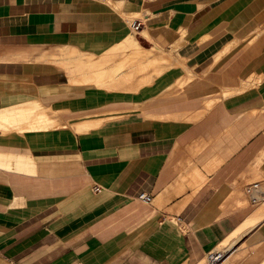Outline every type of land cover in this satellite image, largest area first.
Segmentation results:
<instances>
[{
	"label": "crops",
	"instance_id": "1",
	"mask_svg": "<svg viewBox=\"0 0 264 264\" xmlns=\"http://www.w3.org/2000/svg\"><path fill=\"white\" fill-rule=\"evenodd\" d=\"M223 243L264 264V0H0V264Z\"/></svg>",
	"mask_w": 264,
	"mask_h": 264
},
{
	"label": "built area",
	"instance_id": "2",
	"mask_svg": "<svg viewBox=\"0 0 264 264\" xmlns=\"http://www.w3.org/2000/svg\"><path fill=\"white\" fill-rule=\"evenodd\" d=\"M141 22L140 21H134L131 24V28L133 30H138L141 27ZM258 183H252L251 185H249L246 188V193L252 195V203H256L257 202V198L254 196L255 191L258 189ZM94 190L97 191L99 190L98 186L94 187ZM140 198L142 199V201H144L145 203H149L151 201V196L150 195H141ZM225 257V252L223 251H216V252H212L209 253L206 257V264H219Z\"/></svg>",
	"mask_w": 264,
	"mask_h": 264
},
{
	"label": "rangeland",
	"instance_id": "3",
	"mask_svg": "<svg viewBox=\"0 0 264 264\" xmlns=\"http://www.w3.org/2000/svg\"><path fill=\"white\" fill-rule=\"evenodd\" d=\"M110 118L111 116H104V118ZM229 247L228 246H225L224 245V243L221 245V246H219V251L221 250V251H225V250H227ZM199 264H206V259H204L203 261H201Z\"/></svg>",
	"mask_w": 264,
	"mask_h": 264
},
{
	"label": "bare ground",
	"instance_id": "4",
	"mask_svg": "<svg viewBox=\"0 0 264 264\" xmlns=\"http://www.w3.org/2000/svg\"><path fill=\"white\" fill-rule=\"evenodd\" d=\"M86 122H87V121H86ZM90 122H91V121H90ZM93 122H94V121H93ZM91 123H92V122H91ZM91 123H90V124H91ZM98 123H99V121H98ZM98 123H97V121H96V124H98ZM85 124H86V123H85ZM90 124H89V126H90ZM92 125H93V124H92ZM94 125H95V124H94ZM89 126H88V127H89ZM96 126H97V125H96ZM75 127H76V126H75ZM84 127H86V125H85ZM84 127H83V128H84ZM92 127H94V126H92ZM83 128H82V129H83ZM220 251H221V250H220Z\"/></svg>",
	"mask_w": 264,
	"mask_h": 264
}]
</instances>
